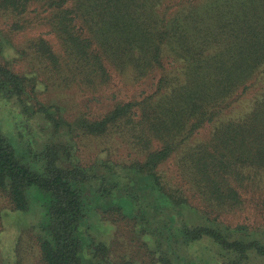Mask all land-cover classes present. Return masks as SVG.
Instances as JSON below:
<instances>
[{"label": "trees", "instance_id": "obj_1", "mask_svg": "<svg viewBox=\"0 0 264 264\" xmlns=\"http://www.w3.org/2000/svg\"><path fill=\"white\" fill-rule=\"evenodd\" d=\"M162 2L0 0V13L17 19L32 13L26 27L40 19L53 35L54 42L41 36L27 48L57 87L98 91L122 74L136 82L151 79L154 86L97 118L70 123L34 99L33 76L11 69L0 43V95L27 122L39 114L50 125L48 135L65 136L33 155L30 166L0 130V194L11 206L0 217L27 212V191L38 194L44 210L39 264H83V225L89 226L95 208L145 230L144 247L159 256L150 264H199L190 258L199 251L206 255L202 264H245L250 254L264 259V241L248 225L218 220L264 186V91L242 117L218 122L264 68V0H174L159 8ZM176 62L179 71L171 66ZM32 97L35 108L26 102ZM210 125L209 136L191 141ZM76 130L115 135L135 156L83 162L75 152ZM168 160L169 180L158 171ZM88 183L95 184L91 202L85 198ZM121 196L129 199L130 214L113 203ZM154 221L161 225L152 226ZM91 253L113 264L103 258L102 244Z\"/></svg>", "mask_w": 264, "mask_h": 264}, {"label": "rangeland", "instance_id": "obj_2", "mask_svg": "<svg viewBox=\"0 0 264 264\" xmlns=\"http://www.w3.org/2000/svg\"><path fill=\"white\" fill-rule=\"evenodd\" d=\"M162 1V4L158 5L159 8L174 0ZM31 15L32 13H26L22 18L17 19L9 13H0V43L5 52L4 62L17 73L33 76L37 84L33 93L34 99L39 104L52 107L55 117H61L70 123L83 119L91 120L101 116L116 102L139 99L153 91L154 86L151 79L144 78L136 82L127 74L115 78L112 83L101 87L98 91H93L88 87L83 89L77 86L57 87L56 83L46 78V71L41 67L40 60L27 48L31 39L41 36L54 42L53 35L46 34L47 29L40 23V19L34 20L32 27H26L25 20ZM16 23L20 27H17ZM165 61L166 69L169 71V58H165ZM171 66L179 71L180 62L173 63ZM262 91H264V68L252 87L240 100L225 110L218 122L242 117L251 109L253 102ZM33 97L31 100L27 99L26 102L35 108L32 104L36 102ZM35 118L27 122L16 104L0 95L1 133L14 147L17 156L30 166L35 165L33 155L41 154L47 144L53 141H63L65 138L62 135L56 138L48 135L46 132L50 131V125L45 123L39 114H36ZM213 127L210 125L201 129L191 141L196 142L206 138L212 132ZM78 133L76 130L73 134V142L75 152L79 154L83 162L92 163L98 158L129 160L135 156L133 153L128 155L129 148L115 135L85 136ZM137 157L139 160L142 158ZM170 169L168 160L158 168V171L169 180V174L172 173H169ZM99 171L103 172L104 168ZM262 183L264 185V181ZM94 187V183H88L84 187L85 198L89 202L93 200ZM27 195L30 202V209L27 212L14 211L0 217V264H39L40 262L37 241L39 231L43 226L44 210L34 190L29 189ZM246 198L244 207L223 212L218 220L228 226L246 224L257 238L264 241V186L248 193ZM119 199L113 203L122 206V210L130 214L132 205L129 199L124 196ZM1 209L11 211V206L4 194H0ZM167 211L169 212V209ZM113 218L109 213H102L101 208L90 211L87 221L89 226L83 225V229L86 226L83 264H106L99 256L91 253V248L99 244H102L106 251V256L103 258L113 264H150L158 260L159 256H151L143 245L145 239L141 232L145 231L144 229H140L134 220L125 218L114 221ZM158 225L161 223L155 221L154 224L152 223L154 227ZM161 239L163 237L159 238V241ZM162 242L166 245L164 241ZM191 251L194 254L195 249L192 248ZM195 254L190 258L202 264L200 258L206 255L200 251ZM166 257L169 260V256ZM245 264H264V259L250 254L249 261Z\"/></svg>", "mask_w": 264, "mask_h": 264}]
</instances>
